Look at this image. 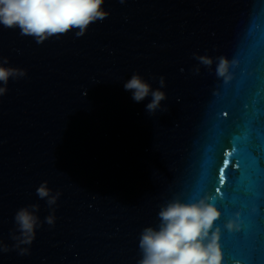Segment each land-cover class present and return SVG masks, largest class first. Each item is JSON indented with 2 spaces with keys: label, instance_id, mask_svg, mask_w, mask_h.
Here are the masks:
<instances>
[{
  "label": "water",
  "instance_id": "95a60500",
  "mask_svg": "<svg viewBox=\"0 0 264 264\" xmlns=\"http://www.w3.org/2000/svg\"><path fill=\"white\" fill-rule=\"evenodd\" d=\"M102 8L83 35L42 43L0 25V61L26 70L0 95V264H137L160 209L202 197L221 212L222 264H264V0ZM134 73L166 93L155 114L151 96L124 89ZM45 181L59 193L51 207L36 191ZM31 204L40 224L21 255L14 216Z\"/></svg>",
  "mask_w": 264,
  "mask_h": 264
},
{
  "label": "clouds",
  "instance_id": "9594fccd",
  "mask_svg": "<svg viewBox=\"0 0 264 264\" xmlns=\"http://www.w3.org/2000/svg\"><path fill=\"white\" fill-rule=\"evenodd\" d=\"M104 0H0V25L5 28H18L22 36H31L37 43L54 35L64 34L77 29V36L83 35L88 26L102 20L109 14L102 8ZM123 2V0H121ZM198 60L211 66L213 60L199 56ZM216 67L218 77L226 81L231 79L230 61L227 57L218 58ZM8 58L0 61V95L7 91L10 78L18 79L26 75V70L5 67ZM163 86L164 79L160 78ZM124 89L131 92L132 99L139 103L151 96L145 110L149 115L161 108L166 93L161 88L153 89L151 84L139 74L134 73L124 82ZM166 110V109H165ZM40 199L46 200L49 207L56 204L59 193H52L47 182L37 188ZM210 197L185 202L179 199L170 201L159 213V227H145L139 238L141 258L137 264H222V252L218 246V232L213 231L214 222L221 215ZM39 204L19 208L14 216L15 231L12 247L21 255L29 252L39 226L37 211ZM54 211V209H53ZM46 221L54 224V215H48ZM226 227L233 229L235 224L229 221ZM7 244L0 245V252H7Z\"/></svg>",
  "mask_w": 264,
  "mask_h": 264
},
{
  "label": "snow or ice",
  "instance_id": "6c2138e0",
  "mask_svg": "<svg viewBox=\"0 0 264 264\" xmlns=\"http://www.w3.org/2000/svg\"><path fill=\"white\" fill-rule=\"evenodd\" d=\"M221 182H223L222 179H221ZM217 191H220V189H217Z\"/></svg>",
  "mask_w": 264,
  "mask_h": 264
}]
</instances>
